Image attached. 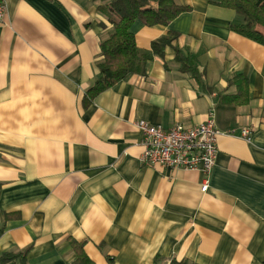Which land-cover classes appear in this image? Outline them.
Wrapping results in <instances>:
<instances>
[{"label":"crops","instance_id":"crops-1","mask_svg":"<svg viewBox=\"0 0 264 264\" xmlns=\"http://www.w3.org/2000/svg\"><path fill=\"white\" fill-rule=\"evenodd\" d=\"M5 1L0 256L71 264L75 239L96 264H264V46L231 29L242 18L211 0H177L191 9L166 26L134 21L141 50L178 33L172 45L195 58L201 83L171 45L83 106L111 28L103 1ZM210 116L225 134L206 191L200 171L140 162L137 120L169 129Z\"/></svg>","mask_w":264,"mask_h":264},{"label":"trees","instance_id":"trees-1","mask_svg":"<svg viewBox=\"0 0 264 264\" xmlns=\"http://www.w3.org/2000/svg\"><path fill=\"white\" fill-rule=\"evenodd\" d=\"M97 7L98 12L110 23L107 38L101 42L102 60L98 64L99 77L86 91L83 106L103 90L113 86L128 74H144V66L154 56L163 57L164 49L171 46L178 33L168 31L167 34L151 42L149 50L137 48L134 35L130 32L132 23L141 21L147 26L168 25L183 12L189 11V6L181 5L177 0H102ZM219 6L234 10L241 18V24H232L231 29L264 46V0H211ZM175 61L180 70L189 72L201 83L196 60L173 46ZM245 79L239 85L238 102L246 101ZM243 91V92H242ZM2 228H0V234ZM75 258L71 264H96L86 253L84 245L75 239L70 240ZM25 252H5L0 256V264L23 262ZM109 263L113 264L109 259ZM172 264H188L186 261L172 260Z\"/></svg>","mask_w":264,"mask_h":264},{"label":"built area","instance_id":"built-area-1","mask_svg":"<svg viewBox=\"0 0 264 264\" xmlns=\"http://www.w3.org/2000/svg\"><path fill=\"white\" fill-rule=\"evenodd\" d=\"M6 13V1L0 0V22ZM136 127L142 134L144 150L140 162L164 169L197 170L205 175L201 191L208 188L206 177L210 174L218 151L217 139L225 132L217 128L214 116L193 126L177 124L169 129L137 120ZM250 131L242 129L241 136L250 141Z\"/></svg>","mask_w":264,"mask_h":264}]
</instances>
